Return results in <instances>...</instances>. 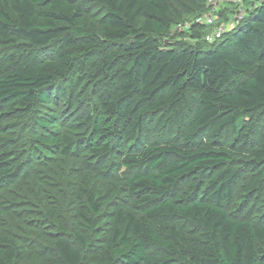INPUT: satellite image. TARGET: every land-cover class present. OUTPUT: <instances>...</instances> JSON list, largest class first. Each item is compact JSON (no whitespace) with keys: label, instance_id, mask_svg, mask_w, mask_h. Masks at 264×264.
I'll return each instance as SVG.
<instances>
[{"label":"trees","instance_id":"obj_1","mask_svg":"<svg viewBox=\"0 0 264 264\" xmlns=\"http://www.w3.org/2000/svg\"><path fill=\"white\" fill-rule=\"evenodd\" d=\"M173 23L170 0H0V45L20 47L15 67L5 66L0 73V110L32 113L51 101L50 88L68 79L79 58L99 56L94 74L116 87L98 91L85 117L90 126L86 156L103 163L120 154L128 172L122 185L144 214L122 203L111 208L107 235L96 237L101 241L92 257L95 264H264V219L234 218L223 206L232 199L239 174L230 167L233 151L221 140L227 127L240 144L252 139L257 149L250 164L264 163V125L246 120L248 114L264 110V0L254 1L232 39L222 38L203 51L174 46L167 39L162 44ZM54 44L56 51L38 63L33 56L19 61L29 48ZM185 100L193 116L182 143L147 144L145 132L152 122L158 119L164 125ZM56 120L53 114L37 124L46 128ZM37 140L66 155L81 143L67 132ZM131 141L137 148L125 153ZM8 142L0 137V189L13 184L31 162L12 153ZM209 172L214 174L204 185ZM29 176L36 190L23 188L28 194L20 206H38L59 228L56 256L32 264H90L56 214L68 200V191L61 192L67 187L66 174H55L57 183L51 187L32 171ZM263 180L264 170L248 189L257 191ZM73 192L81 202L73 235L87 249V234L99 227L97 219L107 213L103 207L108 200L88 186ZM7 203L0 200V213H9ZM175 220L187 221L192 229ZM151 246L163 248L169 257L150 256ZM23 258L17 240L0 236V264H17Z\"/></svg>","mask_w":264,"mask_h":264},{"label":"rangeland","instance_id":"obj_2","mask_svg":"<svg viewBox=\"0 0 264 264\" xmlns=\"http://www.w3.org/2000/svg\"><path fill=\"white\" fill-rule=\"evenodd\" d=\"M215 1H218V19L214 24H206L204 20L209 6L208 0H170L171 16L174 23L170 31L160 39L162 44L167 39L174 46L187 44L203 51L212 46L211 43H217L222 38L232 39L235 30L232 25L237 17L241 22L248 15L255 0H243L237 3ZM218 27L225 29L223 36L214 41L207 40L206 37ZM202 37L206 39L207 43H203ZM19 49L20 47L0 45V73L6 70L5 66L15 67L16 64H13V61L15 55L19 53ZM55 51V44L46 49L29 48L20 54L19 61L33 56V61L38 63ZM98 61L99 56L97 55L79 58L68 79L57 81L50 88L51 101L39 104L32 113L0 110V137L9 139L7 147L12 153H15L16 156L20 155L24 159L28 156L27 158L31 161L28 169L27 166L22 167L19 178L14 180L13 184L7 182L6 189H0V200L10 203H7L6 206L9 213H0V236L9 235L18 241L24 258L17 264L40 263L50 256H56L54 241L59 232L58 226L48 221L38 206H20L25 203L24 196L28 194V189L36 190V184L31 185L32 177L29 176L31 171L39 180L45 182L46 187L57 183L55 174H66L67 187L62 186L61 192L68 191V198H66L68 200L56 214L60 223L69 231V236L75 246L84 254V260L90 264L96 262L92 257L97 253V245L101 241L100 239L96 240V237L102 238L108 233L110 223L108 212L114 205L122 203L137 215L144 214V208L135 203L134 198L122 185L121 179L128 172L122 165L120 154H112L103 163H97L92 156H86L88 153L85 149L84 139L90 134V126L86 125L85 117L92 112V105L97 100L98 91L108 93L116 87V84L111 80L94 74ZM53 114L57 115V120L49 124L48 127L45 128L37 124V119L42 118L47 121ZM192 116V105L185 100L167 123L159 125L158 119L152 122L149 130L145 132L147 144L182 143L185 132L191 124ZM250 119H254L255 125L258 127L264 125V110L259 109L248 114L246 120ZM59 132H67L72 137L81 140L72 153L63 154L59 148L44 146L37 140V137L50 138L58 135ZM221 140L233 151L234 159L230 167L237 168L239 174L233 197L230 201L223 203V206L234 218H245L252 221L264 219V180L257 191L248 189L254 178L264 170V163L257 166L250 164L253 153L257 149V143L251 139L247 144H240L228 127L221 130ZM125 147V153H128L130 150H135L137 144L131 141L126 143ZM38 148H41L42 151ZM213 174V172H209L205 176L204 185ZM16 184L17 186H15ZM81 186L92 188L101 197L108 200L103 207L107 213L97 219V222L101 220L99 227L94 234H87L90 238L87 249L81 247L73 235L79 225L77 208L81 207L80 198L74 196L73 191L77 193ZM23 188L28 189L24 191ZM202 192L201 190V194ZM50 203H54V199H50ZM16 211L17 213H15ZM24 211L27 213H18ZM175 222L187 230L192 229L187 221L175 220ZM148 253L155 258L169 257L168 253L159 246H151ZM114 264H122V262L116 260ZM164 264L183 263L170 260Z\"/></svg>","mask_w":264,"mask_h":264},{"label":"built area","instance_id":"obj_3","mask_svg":"<svg viewBox=\"0 0 264 264\" xmlns=\"http://www.w3.org/2000/svg\"><path fill=\"white\" fill-rule=\"evenodd\" d=\"M220 1H225V2H241L243 0H220ZM218 1H215V0H208V10H207V14H206V17H205V23L206 24H214L216 22V20L218 19V4H217ZM239 17H237V19L235 20V23L234 25H232V27H236L240 21H239ZM225 33V29L224 28H221V27H218L217 29H215L211 35H208L206 37L207 40L209 41H214L216 39H219L223 36V34Z\"/></svg>","mask_w":264,"mask_h":264}]
</instances>
